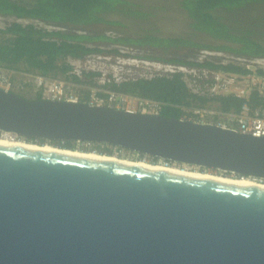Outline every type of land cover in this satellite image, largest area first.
<instances>
[{"label":"water","instance_id":"obj_1","mask_svg":"<svg viewBox=\"0 0 264 264\" xmlns=\"http://www.w3.org/2000/svg\"><path fill=\"white\" fill-rule=\"evenodd\" d=\"M0 130L264 180V136L215 123L0 87ZM0 264H264V187L0 142Z\"/></svg>","mask_w":264,"mask_h":264},{"label":"trees","instance_id":"obj_2","mask_svg":"<svg viewBox=\"0 0 264 264\" xmlns=\"http://www.w3.org/2000/svg\"><path fill=\"white\" fill-rule=\"evenodd\" d=\"M127 2L128 0H33L27 4L18 0H0V14L13 17L4 26H0V64L15 70L37 72L53 78H65L81 85L159 100L164 103L159 114L167 117H188L190 112L187 109L207 105L234 112H240L245 103L250 109L257 107L264 109V94L258 89L251 90L248 96H238L233 93H200L189 86L185 73L181 70L158 73L150 77H125L120 80L108 74L104 83L98 81V78L103 76L101 71L81 69V73H77L71 59L84 60L91 55L154 58L189 68H209L238 74L250 72L246 64L253 63L254 57L264 56V43L251 34L252 29L241 27L240 31L236 30V27L214 12L218 8L235 11L247 3L264 2V0H180V5L187 11L192 20L191 24L196 30L214 38L238 44L236 46L202 44L181 36L163 37L153 33L131 38L105 34L92 36L67 30L69 26L86 27L110 23L112 20L107 19L106 14ZM24 19H40L53 23L54 26L48 27ZM97 38L113 43L151 44L157 47L192 44L204 48L232 51L244 56L246 60L245 62L215 60L208 56L197 59L162 55L141 56L117 45L106 47L89 42ZM257 72L264 75V68L257 66ZM85 91L86 94L81 95L82 101H86L89 97L90 91L88 89ZM99 94L105 95L103 91H99ZM33 98L41 99V91L37 90ZM62 143L69 148L76 146L75 141ZM106 150H110L109 146Z\"/></svg>","mask_w":264,"mask_h":264},{"label":"rangeland","instance_id":"obj_3","mask_svg":"<svg viewBox=\"0 0 264 264\" xmlns=\"http://www.w3.org/2000/svg\"><path fill=\"white\" fill-rule=\"evenodd\" d=\"M18 1L29 4L33 0ZM214 12L218 16H221L224 20L228 21L232 26L236 27V30L240 31L241 27H248L252 29L251 34L264 43V2L247 3L244 6L237 8L235 11L218 8ZM106 18L112 20V22L86 27L69 26L67 30L73 33H87L92 36L105 34L113 37L122 36L131 38H138L144 34L153 33L163 37L181 36L202 44L238 45L214 38L207 33L196 30L191 24L192 20L187 11L180 5V0H128L127 3L120 5L118 9L107 13ZM10 19H13V17L0 14V26H4ZM25 21H33L48 27L54 26L53 23L42 21L40 19H29ZM89 42L91 44L106 47L117 45L133 54L141 56L162 55L164 57H177L184 59H197L208 56L214 58L215 60H235L240 62H245L246 60L244 56L232 51L204 48L192 44L157 47L151 44L113 43L100 38ZM71 62L74 64L75 71L77 72L81 71V69L101 71L103 76L98 78L99 83H104L108 74L114 75L117 79H123L125 77H148L167 70L161 60L138 56L112 57L91 55L84 60L71 59ZM253 64L264 68V56L254 57ZM14 79L17 85L15 92L24 95L27 98H33L35 96L37 90L34 88L32 81L29 80L24 82L23 77L19 74L15 75ZM87 87L89 86L81 85L78 86L77 90L81 92V95H84L86 94L87 90L85 91V89H87ZM38 143L42 144V142ZM51 144L58 145L56 143ZM106 148L107 146L103 145L80 142L72 149L82 151L95 150L97 152L107 154L114 153L117 156L131 160H141L145 158L148 161H154V159L150 156L145 157V155L138 154L137 152L125 148L113 146H109L110 150H106ZM157 160L155 161L157 162ZM175 165L184 167L183 164ZM186 166L189 170L210 171L224 176L237 177L235 174L230 172H222L214 169H202L198 166Z\"/></svg>","mask_w":264,"mask_h":264},{"label":"built area","instance_id":"obj_4","mask_svg":"<svg viewBox=\"0 0 264 264\" xmlns=\"http://www.w3.org/2000/svg\"><path fill=\"white\" fill-rule=\"evenodd\" d=\"M163 63L167 70H164L165 72L159 73L181 70L185 73V78L189 86L194 91L200 93H233L238 96H248L251 90L258 89L264 94V75L257 72V66L253 63L246 64V66L250 69V72L247 74H238L209 68H189L177 63ZM77 73H81V71H78ZM18 74L23 77L24 82L29 80L32 81L34 88L41 91L42 98L82 101L81 92L77 90L78 86H81V84L75 83L65 78H53L50 76H45L37 72L15 70L1 64L0 87L8 91L15 92L17 85L15 83L14 77ZM87 89L90 91L89 97L83 102L96 105H107L133 112L139 111L159 114L164 104L159 100L140 97L134 94L111 89H103L101 87L89 86ZM99 91H103L105 95H100ZM187 111L190 112V115L183 118L193 119L200 122L215 123L222 127L235 129L241 133H248L255 136H264V109L262 107L250 109L248 104L245 103L240 112H234L224 111L214 106L207 105L193 107L187 109ZM3 134L4 132L0 130V136ZM10 135H13V137L19 140L23 139L22 137H19L13 133H10ZM75 142L76 144L81 142L94 145L97 144L111 146L105 143H93L88 141ZM153 162L156 161L154 160ZM157 162L163 163L165 165L178 164L172 160L162 158L158 159ZM256 180L264 182V180L260 178H256Z\"/></svg>","mask_w":264,"mask_h":264},{"label":"bare ground","instance_id":"obj_5","mask_svg":"<svg viewBox=\"0 0 264 264\" xmlns=\"http://www.w3.org/2000/svg\"><path fill=\"white\" fill-rule=\"evenodd\" d=\"M0 142L5 143V144H10V145H20V146H36L40 147L49 151H64L67 153H82L87 156H95V157H101L104 159L108 160H120V161H126L130 163H135L139 165H144V166H149L152 168H157V169H163V170H174V171H181L185 172L188 174L196 175V176H202V177H207V178H215V179H221V180H228V181H235V182H242V183H247V184H252V185H257V186H263L264 183L256 180L255 178L251 177H230V176H224L220 174H216L210 171H198V170H189L186 165L182 166H177V165H165L163 163H157V162H151L148 161L147 159H141V160H131L128 158H122L120 156L115 155L114 153L112 154H107V153H101L97 151H82L78 149H72L69 147H62L58 145H53L50 143H38V142H32V141H27V140H19L13 137V135H10L9 132H4L2 136H0Z\"/></svg>","mask_w":264,"mask_h":264},{"label":"flooded vegetation","instance_id":"obj_6","mask_svg":"<svg viewBox=\"0 0 264 264\" xmlns=\"http://www.w3.org/2000/svg\"><path fill=\"white\" fill-rule=\"evenodd\" d=\"M52 142V141H51ZM52 143H55V142H52ZM58 145H61V146H65V144H63L62 142L60 143H57Z\"/></svg>","mask_w":264,"mask_h":264}]
</instances>
